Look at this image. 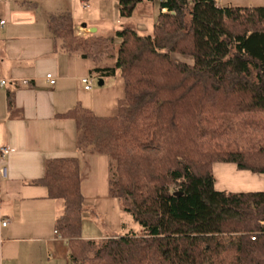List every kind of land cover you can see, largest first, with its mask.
<instances>
[{"label": "trees", "instance_id": "obj_1", "mask_svg": "<svg viewBox=\"0 0 264 264\" xmlns=\"http://www.w3.org/2000/svg\"><path fill=\"white\" fill-rule=\"evenodd\" d=\"M144 1L159 2L149 35H78L69 14L46 22L56 52L87 60L98 81L123 80L115 117L79 105L58 117L74 121L79 152L108 158L109 196L140 229L82 239L79 160L65 157L37 182L62 203L55 235L69 264H264V191H217L213 173L264 176V7L118 0L120 19Z\"/></svg>", "mask_w": 264, "mask_h": 264}, {"label": "crops", "instance_id": "obj_2", "mask_svg": "<svg viewBox=\"0 0 264 264\" xmlns=\"http://www.w3.org/2000/svg\"><path fill=\"white\" fill-rule=\"evenodd\" d=\"M87 1L88 9L95 6V14L81 27L74 22L78 35L95 29L99 36L109 37L110 32L118 31L110 25L122 27L118 0ZM79 8L78 0H0V21L5 23L0 26V79L7 82L0 89V147L9 150L7 178L0 180V224L7 222L6 227L0 226V264H37L33 256L37 248L41 252L38 264H43V257L45 264H69L66 242L54 231L62 203L50 200L46 188L37 183L50 159L79 160L85 210L92 207L96 219L102 218L98 227L82 219V239L114 237L125 227L118 201L108 193V158L79 152L74 121L58 117L79 105L98 117L112 118L124 101V83L119 75L102 80L103 85L95 88L87 60L54 49L46 27L48 18L69 14L74 21ZM107 9V18L95 17ZM155 10L154 2L139 3L124 27L147 35L160 13L159 2L156 14ZM47 75L54 79L53 85L46 81ZM88 76L92 88L85 91L80 81ZM213 173L217 191H264V176L238 170L233 164H214Z\"/></svg>", "mask_w": 264, "mask_h": 264}, {"label": "rangeland", "instance_id": "obj_3", "mask_svg": "<svg viewBox=\"0 0 264 264\" xmlns=\"http://www.w3.org/2000/svg\"><path fill=\"white\" fill-rule=\"evenodd\" d=\"M215 1H216V4L218 7H243V8H246V7H264V0H215ZM93 3L91 2V4H93ZM108 5H109V2H107V6ZM154 6L156 9L155 10V14H156L158 12V2L157 1H154ZM94 10H95V6H94V8L91 7L90 9L85 10V11H83L82 8H79L78 13H77L78 18H76L73 22H75V24L77 26L81 27L82 24L87 22L86 21L87 17H89V18L93 17V14H95ZM109 14H110V11H108V9H107L105 14H103L102 16L99 14H96L95 17L98 20H101V19L107 18V16ZM78 19H79V21H78ZM126 21H128V20L127 19H121L122 27L117 26V25L116 26L110 25V26H112L113 28H116V30H118V31L123 30V29H127L126 27H124L126 24ZM154 23H155V21H154ZM113 28H112V30H113ZM130 28H132V27H130ZM112 30H110V31H112ZM130 30H134V29H130ZM107 34H108V32L104 33L103 35H107ZM109 34H110L109 36L114 35L113 32H110ZM149 34H151V32L147 33V35H149ZM144 35L145 34H141V36H144ZM176 59L188 61L186 58L176 57ZM93 87H95V88L98 87V79L96 77H93ZM124 107H125V103L122 102L120 105V110L123 109ZM246 191H251V190H246ZM118 205L120 208V212L122 214V223L125 224L126 232L132 230L134 233H139L140 229L138 228V226L132 222L131 218L127 214L122 213V211H121L122 205L120 202H118ZM4 208H6L5 205H4ZM96 215H97V213L92 207H87V209L83 213L82 219H84V220L86 219V220L91 221L92 223H95V226H97V223L101 226L102 225V222H101L102 218L96 219ZM101 230L104 233L103 227L101 228ZM105 234H111V233H109L108 231H105ZM120 234H123V233L120 232ZM33 256H34L35 260H37L38 263L41 262V252L38 248L33 250ZM45 258L46 257H43V259H42L43 264H45Z\"/></svg>", "mask_w": 264, "mask_h": 264}, {"label": "built area", "instance_id": "obj_4", "mask_svg": "<svg viewBox=\"0 0 264 264\" xmlns=\"http://www.w3.org/2000/svg\"><path fill=\"white\" fill-rule=\"evenodd\" d=\"M82 9L86 10L89 8V5H88V1L87 0H78ZM162 1V0H160ZM185 3L187 4H191L193 3L194 1L196 0H183ZM5 25V23L3 21H0V26H3ZM46 81L50 84V85H53L54 84V79L52 78L51 75H47L45 77ZM81 84L83 86V89L85 91H90L91 88H92V78L90 76L88 77H84L81 79ZM7 82L3 79H0V89L4 88L6 86ZM9 154V150L8 148H5V147H0V180L1 179H5L7 178V167L5 165V160H6V157L7 155ZM262 225L264 226V224L262 223ZM1 227H6L7 226V222L4 221V222H1L0 224ZM86 264V263H84Z\"/></svg>", "mask_w": 264, "mask_h": 264}, {"label": "water", "instance_id": "obj_5", "mask_svg": "<svg viewBox=\"0 0 264 264\" xmlns=\"http://www.w3.org/2000/svg\"><path fill=\"white\" fill-rule=\"evenodd\" d=\"M95 32H96L95 29L90 30V33H95ZM102 85H103V81L102 80L98 81V86L101 87Z\"/></svg>", "mask_w": 264, "mask_h": 264}]
</instances>
